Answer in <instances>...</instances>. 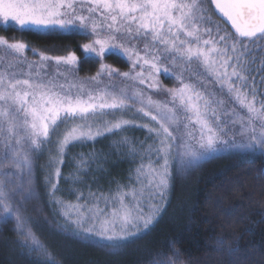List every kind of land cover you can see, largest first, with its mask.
<instances>
[{
    "label": "snow or ice",
    "instance_id": "6c2138e0",
    "mask_svg": "<svg viewBox=\"0 0 264 264\" xmlns=\"http://www.w3.org/2000/svg\"><path fill=\"white\" fill-rule=\"evenodd\" d=\"M212 11L226 19L231 32ZM0 21L29 30H74L91 38L81 46L84 60L100 61L95 75L80 77L75 52L52 56L0 35V224L14 221L11 242L36 253L37 264H58L33 230L32 218L21 211L37 197V158L45 151L47 165L39 167L47 173L49 204L63 221L58 229L113 252L158 219L159 207L145 214L140 205L156 197L163 202L176 178L173 169L178 177L221 151L264 153V100L251 76L264 73V56L257 64L255 55L264 53V0H0ZM28 51L39 59L29 60ZM106 54L123 59L129 70L104 63ZM161 74L179 86L165 87ZM259 84L264 85V75ZM128 113L149 123L123 118ZM109 115L112 120L105 119ZM129 127L145 129L153 138L140 148L127 137L114 142L131 156L141 155L134 169L138 188L118 186L111 197L89 192L91 206L57 197L62 178L83 182L80 172L90 171L89 159H99L80 153L79 160L72 157L76 171L63 177L71 146ZM110 202L114 206L108 207ZM172 251L175 258L153 264H182L179 250Z\"/></svg>",
    "mask_w": 264,
    "mask_h": 264
},
{
    "label": "trees",
    "instance_id": "16d2710c",
    "mask_svg": "<svg viewBox=\"0 0 264 264\" xmlns=\"http://www.w3.org/2000/svg\"><path fill=\"white\" fill-rule=\"evenodd\" d=\"M0 35L23 40L31 48L49 54L75 52L81 58L78 73L82 76L98 71L99 60H84L81 46L88 37L74 30H29L0 24ZM255 55L259 64L264 53L256 51ZM105 60L128 68V63L117 55H107ZM120 132L137 143L153 141L145 129L129 127ZM110 144L97 138L71 146L64 158L66 163L61 166L63 177L76 171L78 154H99V159H89L90 171L80 172L83 182L62 178L57 197L74 201L78 194H88L91 186L105 188L126 181V173L134 163L118 150L112 151ZM49 148L55 154L54 145ZM49 154L45 151L37 158V197L21 211L32 218L33 230L58 264H153L154 260L175 258L172 248L179 250L182 264H264V153L221 151L178 177L174 171L176 178L158 219L146 232L141 229V235L118 252L75 240L58 229L57 224L63 221L53 211L56 206L49 204L44 185L47 173L39 167L47 165ZM71 189L78 191L73 194ZM223 209H234V214L227 215ZM13 228L14 221L0 224V264H37L36 253L29 254L11 242L16 240Z\"/></svg>",
    "mask_w": 264,
    "mask_h": 264
},
{
    "label": "rangeland",
    "instance_id": "374dc122",
    "mask_svg": "<svg viewBox=\"0 0 264 264\" xmlns=\"http://www.w3.org/2000/svg\"><path fill=\"white\" fill-rule=\"evenodd\" d=\"M208 7H209L210 10L213 8V6H212L211 4H209ZM211 14H212L213 19H215V20L218 21L221 25H223V26H224L229 32L232 31V29H230V28L227 26V24H226L221 18H219V17L216 16L215 11H212ZM0 24H1V25H4L2 21H0ZM9 25H15V26L19 27V26L16 25L14 22H9V24L4 25V26H9ZM19 28H20V27H19ZM37 30L46 31V30H44V29H37ZM65 31H68V30H65ZM90 39H91V38L88 37V41H87V42H89ZM140 46L142 47V44H141ZM34 49H36V48H34ZM40 51H41V50H40ZM41 52H42V51H41ZM45 53H46V52H45ZM68 53H69V52H68ZM68 53H66V54H68ZM47 54H48V55H52V56H57V54H49V53H47ZM66 54H63V55H66ZM26 55H27V57H28L29 60H38V59H39V56L36 55V54H34L32 51H28V52L26 53ZM106 56H107V54L103 57V62L109 64V63L105 60ZM99 63H100V61H99ZM110 65H112V64H110ZM112 66L115 67V68L120 69L121 71H128V70H129V67H130L129 64H128V68H126V69H122V68L116 67V66H114V65H112ZM98 70H99V67H98ZM49 71H51V69H49ZM78 75H79L80 77H88V76H92V75L82 76V75H80L79 73H78ZM93 75H95V74H93ZM261 75H264V73H260V72H256V71H253V72L251 73V76H252V77H255V79H256V81H257V88H258V93H257V95H258L259 99L264 100V85L259 84V79H260V76H261ZM159 79H160L161 83H162L165 87L172 88V87H178V86H179V85H178V82H177L175 79H172V78H171V80L168 81V79H166V76H165L164 74H161V75L159 76ZM169 79H170V78H169ZM150 94H153V93H150ZM153 98H154V99H167L166 96H163V95H155V94H153ZM120 115H121V114H119V113L117 114L118 117H119ZM123 118H125V119H133V120H135V121H141V122H143V123H149L148 120H146V119H141L140 117L135 116V115H133V114H131V113L124 114V117H123ZM105 119L112 120L113 117H112L111 115H109V116H106ZM150 126H155V125H151V124H150ZM61 130H63V126H61ZM107 135H108V136L105 135V136L100 137V138L104 139L105 142H111V144H110L111 147H109V148H110V149L113 148L112 151H113L114 149L118 150L119 153H120L121 155H124L126 158L130 159V160L134 163L133 167H130V168H129V171L126 173V177H127V178H126V181H124V182H123V181H122V182H118V181H117L118 183H117L115 186L105 187V188H100V187L96 188V187H92V186H91V187H89V188H90V191H89V190L87 191L88 194H82V199H81L80 201H77V198H76V199H74V201H70V200H68L67 202H71V203H77V202H79V203H85V202H87V203L91 206V204L93 203V201H92V199L89 197V192L95 193V194H97V195H99V194H103V195H105V196H109V197H111V196L115 195L118 186H119V187H123V189H124L125 191L128 190L129 185H131L132 187H136V188L139 187V185H137L136 180H135V172H134V169H135L136 167L139 166V164H140V162H141V155L131 156V155H129V153H128V149H127L126 147H124V146H119V147H117V146L114 144V142H116V141H120L123 137H127V136L123 135L121 132H118V133H116V134H107ZM127 138H128V137H127ZM128 139H129V140H130V141H131V142H132L137 148H140L141 144L147 146L148 144H152V143H153V141L150 142V143H148V144H147V143H142V142L137 143L136 141L132 140L131 138H128ZM86 143H87V142H86ZM257 151H259V150H257ZM152 159L155 160V157H153ZM144 162H145V163L148 162L146 158H145ZM174 171H175V169H173V173H174ZM130 177H131V178H130ZM169 194H170V191L165 195V197L163 198V202H162V203H161V201H160V197H156L154 200H151V201H147V200H146V201L142 202L141 205H140V207L143 209V211H144L145 214H148V213L150 212L151 207H153V206H156V207H159L160 209H162L163 206L165 205V199L169 196ZM126 199H127V198H126ZM129 202H130V200H129ZM112 206H114V205L111 204V202H110L109 205H108V207H112ZM100 207H101V208H104V207H105V204H104L103 201L100 202ZM158 214H159V213H158ZM90 223H91V222H89V224H86L85 227L90 226ZM70 226H71V225H70Z\"/></svg>",
    "mask_w": 264,
    "mask_h": 264
},
{
    "label": "water",
    "instance_id": "95a60500",
    "mask_svg": "<svg viewBox=\"0 0 264 264\" xmlns=\"http://www.w3.org/2000/svg\"><path fill=\"white\" fill-rule=\"evenodd\" d=\"M213 6V5H212ZM216 12V14L218 15V17H221L222 19H223V21L227 24V26L229 27V28H231L230 27V24L226 21V19L225 18H223L217 11H215Z\"/></svg>",
    "mask_w": 264,
    "mask_h": 264
}]
</instances>
